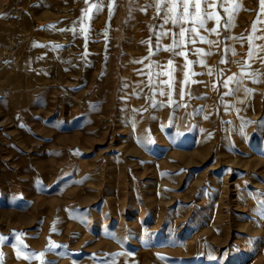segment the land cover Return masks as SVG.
I'll use <instances>...</instances> for the list:
<instances>
[{
	"label": "rangeland",
	"instance_id": "rangeland-1",
	"mask_svg": "<svg viewBox=\"0 0 264 264\" xmlns=\"http://www.w3.org/2000/svg\"><path fill=\"white\" fill-rule=\"evenodd\" d=\"M215 3L0 0V264H264V10Z\"/></svg>",
	"mask_w": 264,
	"mask_h": 264
},
{
	"label": "snow or ice",
	"instance_id": "snow-or-ice-1",
	"mask_svg": "<svg viewBox=\"0 0 264 264\" xmlns=\"http://www.w3.org/2000/svg\"><path fill=\"white\" fill-rule=\"evenodd\" d=\"M88 2V0H86V3ZM169 2L171 3V8L169 9L170 12H172L173 14H175L176 9L177 8H182L183 9V14L180 16L179 19H177L175 17V15L172 16V23L173 24H179L182 21L183 22H191L193 25L198 24L200 28H203L205 25V17H207L208 19H215L216 20V24L217 26H219L220 24V17L217 13L215 12H206L202 9V5L206 6L207 8H215L216 7V3L215 0H169ZM261 3V9L264 10V0H260ZM102 5L100 4H92L90 5L89 9L83 10L85 12V15L88 14V12L92 9L95 8L97 11L100 10ZM223 5H221L222 7ZM238 4H234V7H238ZM190 9H194V11L190 12ZM91 17H89L90 19ZM165 23H167V20H165ZM253 29L255 30V24L253 25ZM211 31L213 32H218V27L217 28H213ZM188 32H192V33H196L197 35H199V33L197 32V28L194 26L192 28H181L178 35L180 37L185 36L186 33ZM166 33H162V35H165ZM201 40H204L203 37H199ZM191 42H195V41H191ZM207 42V41H205ZM180 46V42H175L172 46V48L170 49H166V50H173L176 47ZM200 52V54H205L202 52V50H198ZM210 54V53H208ZM176 55H185V53L182 52H178L176 53ZM249 55H251V53H249ZM192 62L189 61L188 64L190 65ZM200 63H204L203 61H200ZM169 67L172 68V70L174 71V67H172V61H169ZM209 74H211L209 72ZM190 75H196V73H190L186 72L185 73V77H184V81L183 83L186 85L191 81L190 79ZM170 76V80L166 81V83H169V86L171 87V75L169 73ZM230 80L232 78H229ZM163 95V93H161ZM183 95V93H182ZM0 239H2V237H0ZM53 247H58L56 245H53ZM44 253H41L40 256H43Z\"/></svg>",
	"mask_w": 264,
	"mask_h": 264
}]
</instances>
